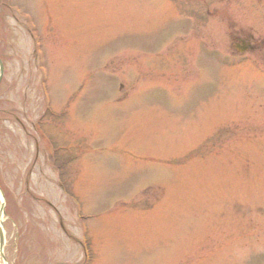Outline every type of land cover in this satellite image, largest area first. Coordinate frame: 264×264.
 Listing matches in <instances>:
<instances>
[{
  "label": "rangeland",
  "instance_id": "1",
  "mask_svg": "<svg viewBox=\"0 0 264 264\" xmlns=\"http://www.w3.org/2000/svg\"><path fill=\"white\" fill-rule=\"evenodd\" d=\"M198 1L0 0V264H264L263 81Z\"/></svg>",
  "mask_w": 264,
  "mask_h": 264
},
{
  "label": "flooded vegetation",
  "instance_id": "2",
  "mask_svg": "<svg viewBox=\"0 0 264 264\" xmlns=\"http://www.w3.org/2000/svg\"><path fill=\"white\" fill-rule=\"evenodd\" d=\"M210 1L214 4L212 8L206 0H199L195 10L200 16L213 19L212 30L215 32H220L217 23L224 25L222 33L238 54L264 65V0ZM261 81L264 84V80Z\"/></svg>",
  "mask_w": 264,
  "mask_h": 264
},
{
  "label": "water",
  "instance_id": "3",
  "mask_svg": "<svg viewBox=\"0 0 264 264\" xmlns=\"http://www.w3.org/2000/svg\"><path fill=\"white\" fill-rule=\"evenodd\" d=\"M2 70V66H1V63H0V71ZM0 242H1V244L3 243V239H2V237H1V232H0Z\"/></svg>",
  "mask_w": 264,
  "mask_h": 264
},
{
  "label": "bare ground",
  "instance_id": "4",
  "mask_svg": "<svg viewBox=\"0 0 264 264\" xmlns=\"http://www.w3.org/2000/svg\"><path fill=\"white\" fill-rule=\"evenodd\" d=\"M1 220H2V216L0 217V222H1Z\"/></svg>",
  "mask_w": 264,
  "mask_h": 264
}]
</instances>
